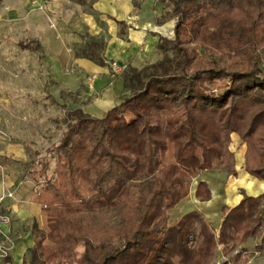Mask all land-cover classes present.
I'll return each instance as SVG.
<instances>
[{"label":"trees","instance_id":"16d2710c","mask_svg":"<svg viewBox=\"0 0 264 264\" xmlns=\"http://www.w3.org/2000/svg\"><path fill=\"white\" fill-rule=\"evenodd\" d=\"M157 1L177 18L174 38L158 41L163 57L125 69L120 103L103 116L66 110L53 173L47 159L29 171L42 181L33 198L42 220L22 264H74L81 246L86 264H213L220 246L231 256L264 234V194L224 207L218 233L198 211L170 216L214 162L238 176L226 132L247 147L245 171L264 181V0ZM78 55L99 57L92 42ZM196 198L211 200L206 182ZM103 215L116 224L92 223Z\"/></svg>","mask_w":264,"mask_h":264},{"label":"rangeland","instance_id":"374dc122","mask_svg":"<svg viewBox=\"0 0 264 264\" xmlns=\"http://www.w3.org/2000/svg\"><path fill=\"white\" fill-rule=\"evenodd\" d=\"M112 3L110 8H114L115 12L110 10L115 16H120L125 6L129 5L126 19L131 28L125 27L132 38L145 34L141 46L147 47L146 59L139 65L134 62L133 67H142L161 59L163 50L157 42L146 41V36L150 38L155 34L159 40L161 36L172 40L177 18L162 15L163 8L157 0H112ZM89 15L93 13L82 0H0V219H10L8 224L2 225V232L9 238L11 251L21 237H28L30 241L35 230L33 222L15 220L12 208V203L27 201L41 189L42 181L33 180L29 171L38 169L42 160L47 159L49 174L53 173L55 159L49 151L60 143L66 130V110L80 107L85 111L88 104L101 97L100 86H93L92 83L95 75L86 76L73 60L67 61L62 70L67 75L83 77L76 83L64 84L54 72V59L58 52L76 53L93 37L86 21ZM101 26L108 30L106 23ZM46 31L50 33V38L46 36ZM102 36L105 38L106 34ZM55 41H60L59 46L54 45ZM164 43L171 47V43ZM138 55L141 54L133 56ZM124 62H108L114 72L121 73L122 80L123 71L131 67ZM100 65L106 66L107 63L103 61ZM125 65L127 67L123 71L119 70ZM122 94L123 85L120 97ZM221 145L235 153L236 168L243 169L247 147L239 136L226 132ZM214 166L213 171L193 179L188 198L170 211L171 222L195 209L190 198L195 185L201 180H232L231 185L236 182L223 170L222 162H214ZM37 223L41 225L40 221ZM92 223L99 227L115 225L116 217L103 215L96 217ZM225 261L226 258L218 255L213 264H224ZM0 262L4 264L2 260ZM74 264H86L82 246Z\"/></svg>","mask_w":264,"mask_h":264},{"label":"crops","instance_id":"0c3cea01","mask_svg":"<svg viewBox=\"0 0 264 264\" xmlns=\"http://www.w3.org/2000/svg\"><path fill=\"white\" fill-rule=\"evenodd\" d=\"M83 4H88L91 13L86 18L90 26V32L93 34V37L85 42L83 48L87 45V42L93 43V48L99 54V57L90 58L82 55H78L81 52L73 53H62L61 51L56 54V59H54V72L57 75L59 81H62L64 84L76 83L77 80L83 78L77 74L67 75L62 70L64 64L67 61H72L78 65L87 75H95V79L92 81L93 86H100L101 97L95 100L94 102L87 105L85 111L89 112L93 116H103L109 109L113 108L120 101V94L122 92V78L120 77L121 73H116L110 66V62L113 60L118 61V63L128 62L131 66L136 64H141L146 59L145 52L146 45H143L145 40V34L136 35L131 37V33H128V28L131 26L128 25L126 15H129V5L125 6L126 9L122 10L120 16H115V13H112L110 7H113L112 0H96L95 2H88L82 0ZM111 9V10H110ZM100 16V17H99ZM101 18V20H99ZM108 25V30L106 31L101 25L102 23ZM120 21L122 23H120ZM125 26H128L126 29ZM118 32H123L122 35H119ZM126 32V33H124ZM105 33L106 37L103 38L102 34ZM49 32L46 31V36L50 38ZM126 34V35H125ZM46 37V38H47ZM146 41L157 42L159 36L151 35L149 38L146 36ZM50 41V39H48ZM131 40V41H130ZM60 41H55L54 45L59 46ZM82 48V49H83ZM135 54H141L140 56H133ZM132 57L135 60H130ZM106 62V66L100 65L102 62ZM109 62V63H108ZM242 161V160H241ZM243 162L240 165L243 166ZM237 167V166H236ZM238 176L231 177L236 182L231 185V181L224 182L223 179L215 181L214 179L210 180H201V182H206L211 191L212 198L209 201L202 202L197 200L196 191L198 184L195 185V188L192 190L190 203L195 209L191 211H198L202 213L205 218L210 222L214 230L218 233L223 221V208L224 207H235L237 206L243 198L242 193L245 192L249 196H259L264 194V181L257 179L256 177L248 174L244 167L243 169H238ZM226 172V171H225ZM228 174V173H227ZM227 179V178H226ZM250 190V193L248 192ZM35 194V193H34ZM34 194L32 197L27 199V201H21L17 203H12V208L14 209V219L18 221L27 220L28 222H33V225L42 220V207L36 204L33 201ZM190 211V212H191ZM188 213V212H187ZM186 214V213H185ZM15 224V223H14ZM38 224V223H37ZM238 227V225H236ZM240 230L236 229L234 231V236L239 237ZM21 237L20 240H17L14 243L13 250L11 251L10 262L4 264H22L24 255L27 250L30 249L34 244V237ZM264 234L258 235L257 237H251L247 239L240 246L235 248V251L231 256H227L225 253H222V246H220V252L218 255L227 259L224 264H264V251L260 250ZM30 242V243H29ZM262 255L261 257H257ZM234 257H238L233 260ZM253 258V259H252Z\"/></svg>","mask_w":264,"mask_h":264},{"label":"built area","instance_id":"2783aa9c","mask_svg":"<svg viewBox=\"0 0 264 264\" xmlns=\"http://www.w3.org/2000/svg\"><path fill=\"white\" fill-rule=\"evenodd\" d=\"M127 66L119 67V70H124ZM12 196V195H11ZM8 217H4L0 219V237H2L1 243V248H0V261L2 260L3 262L9 257V253L11 252L12 247L9 245V238L2 232V225L3 224H8L9 222ZM1 264V262H0Z\"/></svg>","mask_w":264,"mask_h":264}]
</instances>
